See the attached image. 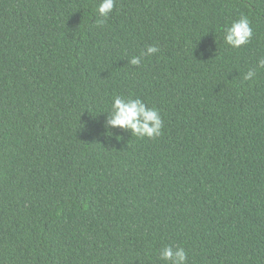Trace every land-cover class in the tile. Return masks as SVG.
<instances>
[{
  "label": "trees",
  "instance_id": "16d2710c",
  "mask_svg": "<svg viewBox=\"0 0 264 264\" xmlns=\"http://www.w3.org/2000/svg\"><path fill=\"white\" fill-rule=\"evenodd\" d=\"M99 2L0 0V264H264V0ZM117 95L161 135L107 138Z\"/></svg>",
  "mask_w": 264,
  "mask_h": 264
},
{
  "label": "clouds",
  "instance_id": "9594fccd",
  "mask_svg": "<svg viewBox=\"0 0 264 264\" xmlns=\"http://www.w3.org/2000/svg\"><path fill=\"white\" fill-rule=\"evenodd\" d=\"M116 0H100L96 7V12L99 17L96 24L98 27H102L110 13H112ZM253 37V29L247 16L241 15L239 19L231 22L230 26H227L223 31V41L232 49H239L242 46L250 43ZM196 44V42H193ZM159 48L154 45H149L139 56L131 57L127 63L131 66H140L142 57L152 56L157 53ZM264 69V56L258 58L254 67L250 68L243 79L245 81L253 79L259 70ZM102 127L107 138H115L119 135H114L111 129L119 128L128 131L131 136L137 138H155L161 135V129L163 127V120L160 116L159 110L155 107H148L139 98H124L122 96H115L112 100L111 108ZM119 139V140H120ZM160 259L168 264H187L188 256L184 248H173L171 246H165L160 250Z\"/></svg>",
  "mask_w": 264,
  "mask_h": 264
}]
</instances>
